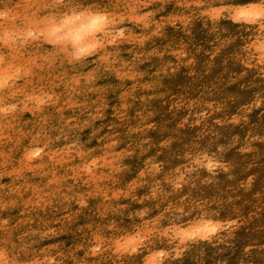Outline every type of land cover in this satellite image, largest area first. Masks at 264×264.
Segmentation results:
<instances>
[{"label": "bare ground", "instance_id": "1", "mask_svg": "<svg viewBox=\"0 0 264 264\" xmlns=\"http://www.w3.org/2000/svg\"><path fill=\"white\" fill-rule=\"evenodd\" d=\"M162 1L169 9L165 17L176 14L177 8H181L182 12H190L194 20L191 23L184 22L181 17L175 25H170L172 30L169 34L163 33V36L160 34L155 36L152 30L165 23L162 20L163 17L152 22L147 20L148 24L144 22V16L138 21L131 18L129 20L136 28H134L136 33L126 35L119 44V50L113 52L106 48V43L111 42L108 40H113L112 38L118 34L115 26L121 15L117 16L116 10L121 6L130 10L132 6L122 0H77L70 5L68 3L66 10L65 6L64 10L53 7V0H0V7H17L28 12L31 10L35 12L34 15L31 13L33 16H39L42 13L39 7H45L46 10H50V13L43 14L41 17L50 16V20L53 19V21L57 17L67 15L68 12L76 13L79 9L100 10L106 12L113 23V27L103 37L100 50L89 57L94 66L111 73L112 82L108 88H104L108 94V98L105 96L107 99L100 94L104 91L103 88L88 91L84 83L87 74L85 78L84 75L67 76L63 73L55 80L60 84L46 85L49 86L48 90L43 87L48 92L46 96L48 101L42 110L21 118L18 116L0 117V127L5 130L6 135L4 147L1 146L5 149V154L0 160V166L2 165L7 171L0 191L8 193L7 199L13 201L16 199L12 197L16 191V183L17 185L18 182L22 185L27 183L24 191L27 193L26 197L30 199L29 201L26 199L28 202L24 206L25 213H21L23 218H20V214L16 218L13 217L16 220L13 219L8 225V232L3 227L0 228V264H32V259L36 264H51L48 263L49 259H45L47 256L44 257L45 252L43 254L42 252L35 254V250L28 252L22 244L28 241L25 237L30 234V226L34 230L42 231V226L39 228L36 217L39 218V212L44 213L53 205L66 207V215L71 216L70 213L78 215L76 224L67 223L64 225L65 230L60 229L64 240H70L72 243L75 241V244H72L73 251L67 252L66 249V254H60L63 257L59 256L61 259H56L58 261L55 264H194V254L198 257L203 256L206 261L209 256H214L211 255L215 251L214 245L222 239L228 240L234 248L232 254L227 257L229 264H245L246 247L253 241V238L264 233V186L262 187L264 183V136L261 133L263 138L259 135V131L263 130L261 127H264V0H244L242 3L239 1L241 4L235 7L220 8L219 6L213 10L210 8L212 3L209 4L211 0H184L186 4L182 3V0ZM155 3L157 2L153 4ZM141 9L137 10L141 11ZM220 10L223 11V15L219 13ZM218 13L220 15L216 16ZM83 14L82 12L81 15ZM213 14L216 16L213 22L210 18V22L203 24L207 19H201L202 16L211 15L212 17ZM72 18L77 17L74 15ZM11 22L12 19L10 20L8 14L5 21L0 24V28L8 27ZM166 24H169L168 21ZM163 25L162 27H165ZM45 33L49 36V25ZM148 40L150 43L142 48L143 42ZM56 49L62 54L65 53L64 49ZM5 50L0 52L4 55L0 56V79L4 78L6 82L3 87H0V98L3 99V104L8 106L10 99L6 98L12 94L15 87L19 88L23 83H27L28 86L31 79L26 76L16 78L7 71L6 61L2 60L9 55ZM144 55L149 56V62L145 61L141 75L143 72L149 74L165 70L167 75L169 71L171 72L168 82L162 88L171 91L169 90V96L166 93L167 96L165 95L166 97L159 102V105L163 107L162 112L160 110L161 114L165 111L169 112L168 109H171L172 101L174 102L175 99L205 100L214 105V110L212 109L200 123L198 130H189L188 127L179 128L178 145L176 143H174L176 145H170L164 136H160L162 135L160 126L161 129L154 130L152 140L142 138L144 131L152 132V130L148 128L145 121L138 123V120L140 122L142 116L149 118L151 113H145V111L142 114L136 111L140 108L139 105L135 106L136 112L125 109V103L131 99L127 97L129 93L126 95L124 83L131 77L126 70H123L125 66L123 63L127 58L138 61ZM110 56L115 57V60H111ZM212 84L222 85L225 90L210 93L211 90L208 91L206 87L209 89ZM258 101L259 105H257ZM3 104L1 103L0 106ZM156 112H158L157 109ZM13 125H17L19 129L22 127L23 133L15 132L12 129ZM156 127V129L159 128ZM88 131L91 132L92 143L86 149L77 147L73 139L76 140ZM250 136H254L256 141L262 138L261 147L252 151L245 150L246 147L248 148L247 141ZM224 139L231 140L230 142L234 143L237 149L232 150L230 155L228 154L226 168L215 172L217 180L226 184L221 183L222 185L217 186L220 183L210 184L217 163L208 158L209 156L206 157L207 153L204 155L201 151L207 152V147L210 148L216 143L215 141L220 142ZM246 151L248 154L244 153ZM7 152L14 153V155H9ZM32 156L36 158L33 159ZM95 156L99 164L94 166L89 164V160ZM127 156H129L128 159ZM192 161H200L202 164L196 165L191 163ZM246 162L253 163L252 166L249 164V169L258 178L254 186L248 187V183L241 175L234 180L226 181L225 175L229 176L231 171L236 173L233 170L235 165ZM190 166L197 170V176L193 179L185 175L188 172L187 167ZM115 174L127 177L125 179L121 177L120 181V177H116ZM127 187H129L128 190ZM125 189L127 192H132L127 193L123 198L122 204L125 209L120 208L121 210L110 216L111 218H103L102 214L106 208L104 203L115 196L118 197L117 193ZM24 191L19 193L23 194ZM3 193L1 200L4 199ZM119 195L122 196L121 193ZM79 199L86 200L83 201L88 203V209L84 207V210L77 209L76 204L80 201ZM23 204H19V207ZM155 205L157 206L153 207ZM110 206L113 207V205ZM114 207H116L115 204ZM34 208L37 209L32 210ZM178 209L186 210L190 214L187 224H182V226L173 224L172 215ZM257 211H261L259 216L255 215ZM232 215L238 220H233L235 225L230 228L224 216L231 217ZM127 217L131 219V224L124 223ZM110 220L122 226L119 228L115 226L116 229L112 226L106 227L111 222ZM54 222L57 220L55 219ZM147 223H150L151 230L149 229V236L146 235L143 238L142 233L147 229ZM58 224L60 225L61 222ZM224 226L228 229L226 230ZM105 227H109L111 231L105 230ZM142 228L146 229L143 231ZM112 229L115 230L112 232ZM120 240L126 245L123 244L124 252L117 255L115 248L117 249L122 243ZM144 242L145 245L142 246L141 251H134L133 254V250ZM180 242H187L189 245L187 247L190 248L184 253L183 258L175 259L171 257V254L179 250H177V245ZM9 244H12L14 248H9ZM93 244L100 247L99 254L94 253ZM182 246L185 247V245ZM181 250L183 249L179 252ZM17 253L18 256L15 255ZM3 254L6 257H1Z\"/></svg>", "mask_w": 264, "mask_h": 264}, {"label": "rangeland", "instance_id": "2", "mask_svg": "<svg viewBox=\"0 0 264 264\" xmlns=\"http://www.w3.org/2000/svg\"><path fill=\"white\" fill-rule=\"evenodd\" d=\"M53 1H54L53 2V4H54L53 7H56L59 10H64V9L66 10V8L68 7V3L70 5V4H72V2L77 1V0H53ZM211 1H210L209 4L212 3L210 5L211 6L210 8L213 10L216 7L219 8V6H220V8H222L223 6L224 7H231V6L235 7V6L240 5L244 0H211ZM218 1H220V3H217ZM122 2H124V3H126V4H128L130 6L132 5L133 7L131 6V9L129 10L127 7L121 6V7L118 8V10H116L117 11V16L120 17V15H121L120 19L117 21V24L115 26L116 29L118 30V34L115 37L112 38L113 40H111V39L108 40V41H111V42H108V43L104 42V43H106V48H108L109 51L117 52L119 50V48H120L119 44L123 40V38L126 35H131L134 32L136 33V30H135L136 28L131 24V22L129 20L131 18H135V20L138 21V20L142 19L143 16H144V20H145L144 22H146V24H148V22H150V21L152 22L153 20H155L157 18L160 19L161 17H163L164 19H162V20L165 22L163 24H166L167 21H168L169 24H166V25L169 26V27H167L166 25H163V24L158 25L157 28H155V30L154 29L152 30V34L155 35V36H159V35H156V34H160V36H163V33L169 34L171 32V30H172V26H170V25H173V24L175 25L177 21H180L181 17H182V20L184 19L183 20L184 22H186V21L188 22L189 21V23H191V21L194 20V16H191L190 12H187V11H183L182 12L181 8H177L178 11L176 12V14L173 13L174 15L169 16V17H165V14H166V12L169 9H168L167 4L164 3V1H162V0H153V1H151V0H122ZM140 2H141V4H140ZM154 2H157V3H155V5H154L153 4ZM213 2L215 4H213ZM182 3L186 4V2L184 0H182ZM221 3H223L224 5L221 4ZM225 3H227V4H225ZM230 3H231V5H230ZM61 4H63V5H61ZM207 4H208V2H207ZM73 5H78V4H73ZM139 5L141 7H139ZM263 5H264V2H263ZM64 6H65V8H64ZM143 6H145V8ZM146 6H147V8H146ZM39 8H40L42 13L39 16H37V15L33 16L35 14V12L31 11V10H29V12H28V11L22 9V8H17V7H11V8L0 7V11H1L0 14H2V16H0V24L5 21V19L7 18L8 14L10 16V20L12 19L11 25H9L8 27L4 26V27L0 28V52L3 49L5 50V48H7L5 51H7V53L9 54L8 57L10 56L9 59H8L7 56L2 58V60H4V62L6 61V64L5 63H3V64H5V66L9 68V69L7 68V71L12 76L14 75V76H16V78L17 77L18 78H20V77L22 78L23 76H26L29 79H31V81L29 82L28 86H27V83H23L22 85H20L19 88L15 87L14 91L9 96L10 98L9 97L6 98L8 100L10 99L9 100V104H7L8 106L4 105L3 104V102H4L3 99L0 98V104L1 103L3 104V105L0 106V117L1 118H3V117L9 118V117H12V116H18L19 118H21V117L27 116L29 114L31 115L32 113H37L38 111L42 110L43 106H45V104H47V101H48V98L46 96L48 94V92H47L48 89L47 88L49 86H46V85H51V86H56V84L58 85L59 82H57V81L55 82V80L58 79V77L60 78L63 75V73L65 75L67 74V76L68 75L69 76H71V75L72 76L84 75L85 78H86V74H87V79H85L86 81H84V83L86 85L85 84L84 85L88 87V89H89L88 91L89 92H91L92 90L94 91L97 88L98 89L103 88V90H104V88H108V86L112 82V76H110L111 73H107V72L101 70V68H97L96 66H94L93 63L91 62L90 58H88V59H86V60H84L82 62H79V63L71 62L69 60V58L67 57L66 53L62 54L55 47H50L48 45V43L46 41L50 39V36H46L45 30L47 29V27L50 24V22L53 21V19L50 20V16L48 18H46L45 15L43 17H41L43 14L50 13V10H48V9L46 10L45 7H39ZM138 8L139 9L143 8V10L142 9H141V11L137 10ZM134 9H136V10H134ZM148 9H149V11H148ZM45 10H46V12H45ZM152 10H154V11H152ZM135 11H137V12L139 11V12L137 13ZM144 12H145V14H144ZM220 12L222 13L221 15H223V11L220 10L219 13ZM31 13H33V15ZM131 13H133V14H131ZM151 13H154V14H151ZM182 13H183V15H182ZM219 13L216 16H219L220 15ZM178 14H179V16H178ZM185 14H187V15H185ZM210 16L211 15L202 16L201 19H204V20L207 19V21L203 22V24H205L206 22H210V20L212 21L214 19V17H216V16H214V14L212 16L213 18L210 17ZM169 19L170 20L173 19L172 22L174 20L175 21L172 23ZM238 19H240L239 16H238ZM147 20H148V22H147ZM39 24H40V26H39ZM162 25L165 26V27H162ZM156 29H157V31H156ZM168 29H169V31H167L168 32L167 33L165 30H168ZM166 34H164V35H166ZM6 36H7V38H6ZM119 36H121V37H119ZM9 37H11L10 40H9ZM1 40L2 41L4 40V41L2 42ZM15 41H16V43H15ZM149 43H150L149 40L148 41H144L143 42L144 46L142 45V48H145L146 45L149 44ZM44 44H46V45H44ZM4 46H5V48H4ZM2 47H3V49H2ZM100 48H99V50H100ZM182 54H180V55L182 56ZM0 56L3 57L4 55L0 53ZM109 58L111 60L112 59L115 60L114 59L115 57H111L110 56ZM140 58L141 59H139L138 61H135L137 59L132 60L130 58L129 59L127 58L126 62L124 61V63H123V65H125V66H123V70H126V72L131 77V79H129V76H127V78L129 80H127L125 82L126 84L124 83L126 95H127V93H129L127 97H129V99L133 100V101L129 100V101H131V103H133V105H131V103L129 101H127L125 103L126 105L128 104L131 107L130 108L128 105L127 106L125 105V109L126 110L130 109L131 111L133 110L134 112L140 111L142 114L145 111H146L145 113H149V114L151 113L149 115L150 117L148 116L149 118H147V116H142L141 119L139 118L140 122L138 120V123H141V121L143 123L145 121L147 126H148V128L152 130V132L149 131V130H146L147 133H146V131H144V134L142 135V138H144L145 140H150V138H151V140H152L154 138L153 137L154 136V132H155L154 130H159V129L162 128V130L160 132V134H162V135H160V136H164L165 139H167V142L170 145H173L174 143H176L178 145L179 141H180L179 140V136H178L179 128L180 127L181 128L188 127L189 130H198V128L200 127V123L209 115V113L212 111V109L214 110V108H213L214 105L209 103L208 101H205V100L203 101V100H198V99H195V100L194 99L193 100L190 99V100L186 101L184 99H182V100L181 99L180 100L179 99H175V100L173 99L175 103L172 101L173 104H172L171 109L170 108L168 109L169 112L165 111V113L161 114L160 110L162 112L163 107H162V105H159V102H160L161 99L165 98L167 95L169 96L170 95V91H171L170 89H167V88L166 89H162V88H163V85L168 82V80H169L168 78L170 77L169 75H170L171 72L168 70L169 71L168 72L169 75L166 74L167 72L165 73V70L161 71L159 73L150 72L149 74L147 72H143V75L145 73V76H143V75H141L140 72L144 71L143 67L146 64V62H149L148 61L149 60V56H147V55L145 56L144 55V56H142ZM12 61H14V62H12ZM126 64H128V65H126ZM13 71H16V72H13ZM52 73L54 74V76H53ZM38 74H39V76H38ZM165 75H167V76H165ZM50 76H53V77H50ZM32 77H33V79H34L33 81H35V83L32 81ZM136 77H138L139 80ZM40 78H41V80H40ZM47 78H49V79H47ZM52 78H55V79H52ZM132 78H133V82H132ZM1 79L4 80V78H1ZM35 79H39V80H35ZM44 79H46V80H44ZM47 80L48 81L50 80L51 83L47 82ZM11 81H13V80H11ZM11 81H9L10 82L9 84H11ZM37 81H38V83H37ZM135 84H137V85H135ZM43 87H45L47 90L45 88H43ZM94 87H96V88H94ZM206 88H207L208 91L211 90L210 93H214V92L216 93L218 90L221 91V89L225 90L224 86L219 85V84H216V85L212 84L209 87V89H208V87H206ZM45 90H46V94H45ZM194 90L196 91V89H194ZM104 93H105V95H104ZM166 93H167V95H166ZM222 93L225 94L226 92H222ZM100 94L103 95L102 97L106 96L108 98V94H106L105 90L103 92H101ZM106 97L104 99H107ZM263 98H264V96H263ZM191 100H192V102H191ZM259 104H260V102L258 101L257 105H259ZM137 105H139V107H140L139 109H137L135 107ZM3 107H5V110H3ZM156 109H157L158 112H156ZM165 114H167V115H165ZM154 116L157 119H155ZM99 117H100V115H99ZM143 117H144V119H143ZM154 121H155V123H154ZM136 122H135V124H138ZM155 124H156V126H158V127L160 126L161 128L159 127L158 129H156L157 127L155 126ZM13 126L14 127H12V129H14L15 132L17 131V133L18 132L19 133H23V130L21 129L22 127L19 129V128L16 127L17 125H13ZM261 129H263V130H260V131L264 132V127L263 126L261 127ZM37 130L40 131V129H37ZM260 131H259V135L261 133V135L264 136V133H262ZM252 132H254V130H252ZM254 133H253V135H255ZM86 134L80 135L79 138H77L76 140L73 139L74 141H76L77 147L86 149L92 143L93 140L90 137L91 132L88 131ZM263 136H261V137L263 138ZM262 138H261V140H259V141L257 140L256 141V138L254 136H250L249 140L247 141L249 143L248 144V148L246 147L245 150L248 149L247 151H252V150H256L258 147H261L260 143H262ZM5 141H6L5 130H2L1 127H0V156H1L0 160L4 158L3 155L5 154V149H2L1 146L4 144ZM230 141L228 139H224V141L222 140L220 142L219 141H215L216 143L214 145H211L212 147L211 146H210V148L207 147V149H206L207 152L206 151H201L204 155L207 153L205 156L206 157L209 156L208 158H211L214 162L216 161L215 163H217V166L214 167V170H216V171L213 170V176H212L213 178L211 177L210 184H213L215 182L217 184L220 183V181H218L217 177L215 176V174H216L215 172L220 171V169H222L224 167L226 168V165H227V159L226 158H227L228 154L230 155L233 152L232 150H236L237 149L236 147H234L235 144L230 142ZM221 142H223V144ZM176 144H174V145H176ZM250 144H252L254 146V148ZM69 145H71V144H69ZM3 147H4V145H3ZM211 148H213V150ZM247 151L244 152V153L248 154ZM7 154L12 155V156L14 155V153L11 154V153H8V152H7ZM212 156H213V158H212ZM32 158L34 159V158H36V156H32ZM128 158H129V156H127V159ZM126 162H127V160H126ZM191 163L196 164V165L202 164V162H200V161H192ZM223 163H225V164H223ZM89 164L94 165V166L99 164L98 158L96 156L92 157L89 160ZM249 164L251 166L253 165L252 162H246L244 164L238 163L237 165H235L233 170H235L236 173L231 171L229 176L225 175L226 181L234 180L238 175H241V176H243L244 181L246 183H248V187L251 188L252 186H254L253 184H255L258 181V178H257V175L253 171H251V169H249L250 168ZM1 166H0V187L4 183L5 177L7 176V173H6L7 171L4 170L3 166L2 167ZM187 169H188L187 170L188 172L185 175L188 176L189 179H193V177L197 176V170L194 167L190 166V167H187ZM4 174H6V175H4ZM252 174H253V176H252ZM115 176L116 177H120L119 178L120 181L122 180L121 177H123V179H125L127 177V176H122L120 174H119V176H117V174H115ZM36 182H38V181H36ZM18 183H19L18 185H20V186H18L17 183H16V185H15L16 189L15 190L17 192L15 191L14 196H12L13 198H16V199H14V200L12 199L13 201H11L10 199H7V194L8 193H3V192L0 191V198H2L1 195L3 193V198L5 199V200L4 199H2V200L0 199V228L3 227V229H6L7 232H8V228H9L8 225L11 224V221L13 219H14V221L16 220L15 219L16 216L18 217L19 214H20V216H21L20 218L24 217L21 213H23V212L25 213L24 206H26V202H28L30 200L29 198L26 197L27 196V193H25L26 191H24L25 184H27V183H24L23 185L20 182H18ZM221 183L219 185H217V184L216 185L217 186H220L222 184L226 185L225 183H222V184ZM263 186H264V183H262V187ZM19 187H21V188H19ZM128 188L129 187H127L126 189L128 190ZM19 189L22 192L24 191V193L23 194H21L22 192L19 193L20 192ZM126 189L121 191V192L119 191L117 193L118 197L115 196V198H113L111 200H108L106 203H104V204H106L105 205L106 206L105 210L106 209L107 210L103 211V213H104V214H102L103 218H111L110 216L115 214L117 211L121 210L120 208L123 207L122 209H125L123 204H122L123 203V198L125 197V195L127 193H129V192H130L129 194L132 193L131 191L127 192ZM120 193H121L122 196L119 195ZM18 199L20 201L22 199L21 202H23L24 204L21 203ZM24 199H25V202H24ZM26 199L28 201H26ZM83 200L86 201L85 199H82V200L77 202V204H76L77 209H79V210L88 209V207H87L88 203L87 202L85 203ZM120 200H122V201H120ZM117 201H119V202L117 203ZM31 202H33V201L31 200ZM80 202L82 203L81 205L79 204ZM15 204H17V205H15ZM19 204L20 205L23 204L22 205L23 208H22V206H20L21 207L20 208ZM114 204H115V206L117 208L114 207ZM110 205H113V207L115 209L113 207H111ZM14 206L17 209H15ZM156 206L157 205H155L153 207H156ZM80 207H81V209H80ZM83 207H84V209H83ZM50 208L45 210L44 213L39 212V209H38V212H39L38 215H40V217L39 216H38L39 218L36 217V219H38V221H36V222L39 223V228L42 226V231L34 230V229H32V226H30L29 227L30 228V230H29L30 234L25 237L26 238L25 240H28V241L23 242L22 245H23V248L25 250L27 249L28 252H32L34 250H35V254L39 253V252H42V254H43L45 252V254H43V255H45L44 257L47 256L45 259H47V260L49 259L48 263L55 264V262H57L58 260H60L63 257L61 255H65L66 254V252H65L66 249H67L66 250L67 252L71 251V250L73 251L72 244H75L74 243L75 241H73V243H72L70 240H66V239L64 240V238L61 237V233L60 232H61L62 228L65 230V226L64 225H66L67 223L76 224L77 221H78V215H77V213H75V214L74 213H70L71 216L69 214L66 215L65 213H66V209L67 208L66 207L64 208V206H62V205H58L56 207L53 205ZM35 209H37V208H34L32 210H35ZM108 209L110 210V212H108L109 211ZM112 210H113L114 213L112 212ZM20 211H22V212H20ZM55 211H57L58 213L55 212ZM105 212H106V214H105ZM151 212H152V207H151ZM16 213H18V214H16ZM49 213H52V214H49ZM257 214L259 216L261 214V211H257L255 213V215H257ZM47 215H51V216H47ZM68 216H69V218H66ZM13 217H15V218H13ZM44 217H46V218H44ZM233 217H234V215H232L231 217L224 216V220L228 221V223L230 224V228L233 227L235 225V221L238 220L235 217H234V219H231ZM57 218L60 219V220L58 221ZM261 218H263V217L261 216ZM55 219L57 220V222H54ZM142 219H143V217H142ZM189 219H190V214L186 210L178 209L177 211L173 212L171 220H172L173 224L182 226V224H184V225L187 224ZM233 220H235V221H233ZM63 221H65V222L62 224ZM58 222L59 223L61 222V224H60L61 226L58 224ZM56 223H57V225H55ZM111 223H112V221L109 222L108 223L109 225H106V227L107 226H109V227L112 226V228H114L116 226V227L119 228L120 226H122L120 223H117V222L116 223L113 222L112 225H111ZM124 223L131 224V219L129 217L125 218L124 219ZM117 224H119V225H117ZM149 224L148 223L146 224V228L147 229L146 228H142L143 231H144V229H146L144 231V233H146V234L142 233L143 238H145L146 235L149 236L148 233H150V230H151V228H149V227H151V225H149ZM62 225L64 227H62ZM4 226L6 228H4ZM57 227H59V228H57ZM106 227H105V230H108L110 232L111 230L108 229L109 227L108 228H106ZM116 227H115V229H116ZM224 228L226 230L228 229L227 226H224ZM57 229H59V230H57ZM115 229H112V232ZM32 230H34V231H32ZM148 230H149V232H148ZM263 232H264V230H263ZM176 237H178V236H176ZM120 241L122 242V240H120ZM140 241H142V240H140ZM223 241H225V242H223ZM123 244H124V242L120 243V245H119V247L117 249L115 248V251H117L116 254L118 253L117 255H120L121 253L124 252L125 247L123 246ZM220 244H221V246H220ZM255 244H257V245H255ZM9 245H8L9 248H14V246L12 244H9ZM93 245H94V247L93 246H91V247H93L94 253L95 254H99L100 250H101L100 247H98L97 244L96 245L93 244ZM124 245H126V243ZM144 245H145V242H144V244L139 245L136 248V250H133L132 253L134 254V251H141L140 249H142V246H144ZM182 245H185V247H183ZM69 246H71V248ZM179 246H180V248H179ZM187 246H189L187 242H180L177 245V250L178 249L179 250L183 249V250H181L180 252H179V250L178 251L175 250L177 253L174 251L171 254V257H174L175 259L183 258L184 257V253L187 251L188 248H190V247H187ZM217 246H218V249H216ZM227 246H229V247H227ZM67 247H69V248H67ZM232 247H233V245L230 244L228 242V240L222 239V240L219 241V243H215V245H214V250L215 251L213 250L214 252L211 253V255L212 256L214 255V256L213 257L209 256V258H211L212 260H210L208 258L205 261L203 256H199L198 257V255L194 254V258H193L194 259V264H200L202 261L206 262V263H203V264H229V262L227 260L228 259L227 257H229L232 254L233 249H234ZM230 248H232V249L230 250ZM36 249L39 250V251H37ZM43 249H44V251H43ZM246 251L248 253L246 252V255L244 257V263L245 264L246 263H248V264H257V263L261 264L262 262H263L262 264H264V233L262 235H260V236H257L255 238H253V241L246 247ZM3 255L1 257H6L5 254H3ZM15 255L18 256V253L15 254ZM56 256H58V257H56ZM37 257L38 256H36V258ZM33 258H35V256ZM56 259H58V260H56ZM33 260L34 259H32V264H36L35 261H33Z\"/></svg>", "mask_w": 264, "mask_h": 264}, {"label": "clouds", "instance_id": "3", "mask_svg": "<svg viewBox=\"0 0 264 264\" xmlns=\"http://www.w3.org/2000/svg\"><path fill=\"white\" fill-rule=\"evenodd\" d=\"M74 15L77 18L73 19ZM112 27V20L106 12L79 9L76 13L68 12L51 21L50 39L46 42L50 47L64 49L71 62L79 63L99 50L103 37ZM5 83L0 79V87Z\"/></svg>", "mask_w": 264, "mask_h": 264}]
</instances>
